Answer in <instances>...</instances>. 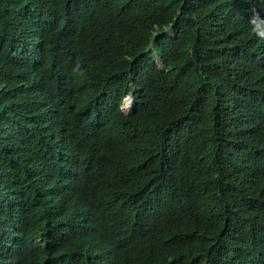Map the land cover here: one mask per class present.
Instances as JSON below:
<instances>
[{
	"label": "trees",
	"instance_id": "obj_1",
	"mask_svg": "<svg viewBox=\"0 0 264 264\" xmlns=\"http://www.w3.org/2000/svg\"><path fill=\"white\" fill-rule=\"evenodd\" d=\"M0 264H264V0H0Z\"/></svg>",
	"mask_w": 264,
	"mask_h": 264
},
{
	"label": "clouds",
	"instance_id": "obj_2",
	"mask_svg": "<svg viewBox=\"0 0 264 264\" xmlns=\"http://www.w3.org/2000/svg\"><path fill=\"white\" fill-rule=\"evenodd\" d=\"M135 106V97L133 95H129L125 97L122 107L127 109H132Z\"/></svg>",
	"mask_w": 264,
	"mask_h": 264
},
{
	"label": "water",
	"instance_id": "obj_3",
	"mask_svg": "<svg viewBox=\"0 0 264 264\" xmlns=\"http://www.w3.org/2000/svg\"><path fill=\"white\" fill-rule=\"evenodd\" d=\"M133 108H134V107H133ZM133 108H132V109H133Z\"/></svg>",
	"mask_w": 264,
	"mask_h": 264
}]
</instances>
